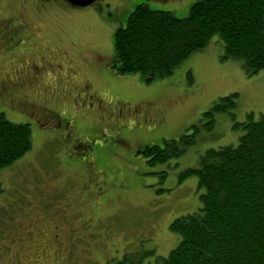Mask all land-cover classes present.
<instances>
[{
    "label": "rangeland",
    "instance_id": "obj_1",
    "mask_svg": "<svg viewBox=\"0 0 264 264\" xmlns=\"http://www.w3.org/2000/svg\"><path fill=\"white\" fill-rule=\"evenodd\" d=\"M177 1L0 0V82L10 94L0 113L31 128L25 157L0 171V264H112L152 252L145 263L177 245L168 226L196 211L203 192L181 174L207 149L235 146L243 129L234 121L264 115V68L250 74L224 58L217 35L166 77L117 71L113 34L136 5L184 18L197 0ZM230 93L234 118L215 114L176 157L150 164L138 153L178 139Z\"/></svg>",
    "mask_w": 264,
    "mask_h": 264
},
{
    "label": "trees",
    "instance_id": "obj_2",
    "mask_svg": "<svg viewBox=\"0 0 264 264\" xmlns=\"http://www.w3.org/2000/svg\"><path fill=\"white\" fill-rule=\"evenodd\" d=\"M217 35L224 58L243 61L250 74L264 68V0H197L187 17L151 9L140 3L126 25L114 31V67L121 74H139L149 83L166 77L193 52ZM192 84V75L187 73ZM238 93L221 96L198 123L163 147L145 146L138 153L150 164L163 163L195 142L200 129L211 131L215 114L234 118ZM235 146L209 148L182 178L195 175L200 207L173 219L168 228L180 240L166 256L144 263L152 252L125 253L112 264H264V115L248 114ZM31 148L28 123H13L0 113V171L25 157ZM3 186L0 181V193Z\"/></svg>",
    "mask_w": 264,
    "mask_h": 264
},
{
    "label": "flooded vegetation",
    "instance_id": "obj_3",
    "mask_svg": "<svg viewBox=\"0 0 264 264\" xmlns=\"http://www.w3.org/2000/svg\"><path fill=\"white\" fill-rule=\"evenodd\" d=\"M175 1H177V0H175ZM180 1V0H179ZM179 1H177V2H179ZM5 80H2L1 82H0V103H1V101H2V98H5L6 97V95L8 96V98L10 99V94H6V90H5V88L4 87H1L2 86V84H3V82H4ZM7 83L9 84V82L7 81ZM8 106H10V105H8ZM30 118H33L34 120H36V121H38L37 119H39L40 117V114H38V113H36V112H31V113H29V114H27ZM33 115V116H32ZM37 117H39V118H37ZM36 118V119H35ZM42 213H44V212H42ZM54 215V214H53ZM73 230V229H72ZM20 235L22 236V235H27V236H29V234H24V233H20Z\"/></svg>",
    "mask_w": 264,
    "mask_h": 264
},
{
    "label": "water",
    "instance_id": "obj_4",
    "mask_svg": "<svg viewBox=\"0 0 264 264\" xmlns=\"http://www.w3.org/2000/svg\"><path fill=\"white\" fill-rule=\"evenodd\" d=\"M66 1L78 7H85L87 5L94 3L96 0H66Z\"/></svg>",
    "mask_w": 264,
    "mask_h": 264
}]
</instances>
